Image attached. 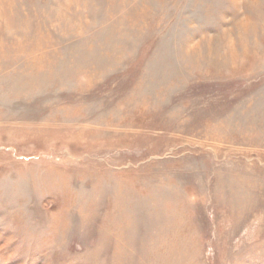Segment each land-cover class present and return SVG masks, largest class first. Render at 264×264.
Returning a JSON list of instances; mask_svg holds the SVG:
<instances>
[{
	"label": "rangeland",
	"instance_id": "374dc122",
	"mask_svg": "<svg viewBox=\"0 0 264 264\" xmlns=\"http://www.w3.org/2000/svg\"><path fill=\"white\" fill-rule=\"evenodd\" d=\"M0 264H264V0H0Z\"/></svg>",
	"mask_w": 264,
	"mask_h": 264
}]
</instances>
